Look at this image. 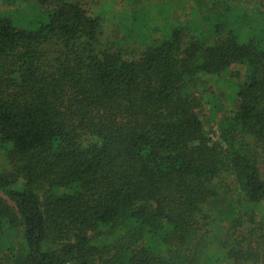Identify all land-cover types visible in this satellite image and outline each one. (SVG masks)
Returning a JSON list of instances; mask_svg holds the SVG:
<instances>
[{"label":"trees","instance_id":"trees-1","mask_svg":"<svg viewBox=\"0 0 264 264\" xmlns=\"http://www.w3.org/2000/svg\"><path fill=\"white\" fill-rule=\"evenodd\" d=\"M191 2L112 40L78 2L0 0V264H260L264 29Z\"/></svg>","mask_w":264,"mask_h":264},{"label":"rangeland","instance_id":"rangeland-1","mask_svg":"<svg viewBox=\"0 0 264 264\" xmlns=\"http://www.w3.org/2000/svg\"><path fill=\"white\" fill-rule=\"evenodd\" d=\"M62 1H73L82 4L86 9L94 10L96 13H100V15L105 18V30L106 36L105 39L119 40L123 38L129 26L133 23L134 14L139 16H148L150 17L148 21H153V26L160 28L161 19L155 18L158 14L159 8L165 5L171 11H173V16H177L176 18L184 21L190 15L192 10L193 2L192 0H187L184 3L180 4V0H62ZM173 1V2H172ZM232 3L237 4L239 9L242 12H246L251 18L256 19L257 28L264 29V0H232ZM172 5L173 8H172ZM181 6V8H178ZM28 8V9H27ZM2 10L10 9L12 11L18 12V14H22V12H27L29 15H34V9L32 6L27 7V4H23L20 6H13L8 8H1ZM27 9V10H25ZM174 9V10H173ZM147 14V15H144ZM250 29L247 28V31ZM154 39L162 38L161 32L156 29L153 32ZM126 35L124 36V38ZM123 40V39H122ZM212 43L214 41L213 38L209 39ZM125 46L135 47L133 43H129L128 40L125 41ZM246 68L241 65H236L232 67V73L238 72L239 76L231 75L234 77V80L238 82H242L245 78ZM231 102L228 100H223L222 109L223 111L231 110ZM222 111V112H223ZM206 121L210 120L212 124H214V119L211 114L205 112ZM219 118H221L222 114H218ZM207 129H210V124L206 122ZM10 164L8 159L6 158V154L3 151H0V174L10 171ZM261 171L264 177V165L261 166ZM0 196L4 199H7L1 192ZM264 213V205L262 206ZM263 216V215H262ZM262 250L257 251V254L260 259V264H264V240ZM247 245L244 246V249Z\"/></svg>","mask_w":264,"mask_h":264}]
</instances>
